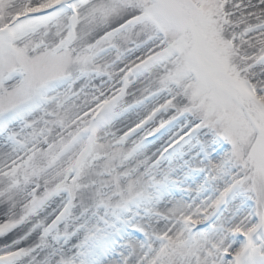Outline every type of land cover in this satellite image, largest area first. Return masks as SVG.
<instances>
[{
  "label": "snow or ice",
  "instance_id": "1",
  "mask_svg": "<svg viewBox=\"0 0 264 264\" xmlns=\"http://www.w3.org/2000/svg\"><path fill=\"white\" fill-rule=\"evenodd\" d=\"M0 264H264V0H0Z\"/></svg>",
  "mask_w": 264,
  "mask_h": 264
}]
</instances>
